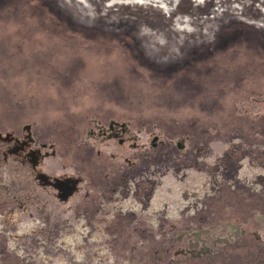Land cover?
Masks as SVG:
<instances>
[{"label":"rangeland","instance_id":"1","mask_svg":"<svg viewBox=\"0 0 264 264\" xmlns=\"http://www.w3.org/2000/svg\"><path fill=\"white\" fill-rule=\"evenodd\" d=\"M105 2L0 0V264H264V0Z\"/></svg>","mask_w":264,"mask_h":264},{"label":"flooded vegetation","instance_id":"2","mask_svg":"<svg viewBox=\"0 0 264 264\" xmlns=\"http://www.w3.org/2000/svg\"><path fill=\"white\" fill-rule=\"evenodd\" d=\"M147 27V26H146ZM151 29V27H148ZM154 30V32L157 33H161L160 31L158 30H155V29H152ZM163 44V43H162ZM161 45V44H160ZM155 55L154 54H151V58H154ZM165 60V59H163ZM167 60H169V57H167ZM166 60V61H167ZM42 178V180L44 181V183H48L50 185H52L53 187H55L57 189V193L58 195L60 196V198L62 197H65L68 193L72 192L73 188H75V179H71V178H55V180H51V179H48L46 176H40ZM50 185H46V187L50 186ZM51 186V187H52ZM8 218V217H6ZM6 218H3V217H0V236L7 233L8 234V241L11 242V240H18L16 239L17 236H18V233H14L15 231H13L11 229V226L13 227V224H11L8 219ZM5 222V224L1 223V222ZM24 227V226H23ZM23 227H21V229H23ZM31 231H33V229H31ZM27 230H24V231H20V238L22 237L21 236V233H26L27 234ZM19 238V240H20ZM7 241V243H8ZM13 242V241H12ZM14 243V242H13ZM17 246L21 247V244L20 243H16ZM8 248H12V246H10V244L7 245ZM23 250V249H22Z\"/></svg>","mask_w":264,"mask_h":264},{"label":"bare ground","instance_id":"3","mask_svg":"<svg viewBox=\"0 0 264 264\" xmlns=\"http://www.w3.org/2000/svg\"><path fill=\"white\" fill-rule=\"evenodd\" d=\"M118 2H120V3H124L123 2V0H117ZM129 1V2H128ZM139 0H136V1H131V0H126V3H124V4H129V3H134V4H137V5H139V4H142L143 5V3H145L146 2V0L144 1H140V2H138ZM114 2V1H113ZM115 3V2H114ZM113 4V3H112ZM155 5H158V7H160V5L157 3V4H155ZM183 22H188V20H183ZM184 23V24H185ZM178 24V26H176ZM184 24H182V26L184 25ZM182 26H180L179 25V21L175 24V29L177 28H179V29H181L182 28ZM145 29H147V31L145 30L144 32H142V35H145V36H147V37H151V38H153V40H154V42L156 43V44H162V43H165L166 42V38H165V36H164V34L163 33H157L156 34V32H154V30H152V29H150V28H148V27H146Z\"/></svg>","mask_w":264,"mask_h":264},{"label":"trees","instance_id":"4","mask_svg":"<svg viewBox=\"0 0 264 264\" xmlns=\"http://www.w3.org/2000/svg\"><path fill=\"white\" fill-rule=\"evenodd\" d=\"M186 2H187L186 4L188 5L189 2L188 1H186Z\"/></svg>","mask_w":264,"mask_h":264}]
</instances>
